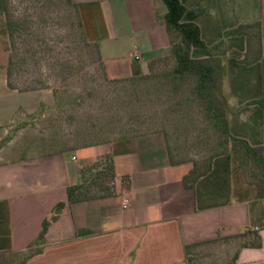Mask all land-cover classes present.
Returning a JSON list of instances; mask_svg holds the SVG:
<instances>
[{"label": "crops", "instance_id": "crops-1", "mask_svg": "<svg viewBox=\"0 0 264 264\" xmlns=\"http://www.w3.org/2000/svg\"><path fill=\"white\" fill-rule=\"evenodd\" d=\"M73 2L85 36L99 46L109 78L148 73L152 58L169 53L163 0ZM181 2L187 8L182 21L197 24L207 44L193 47L191 56L223 58L231 133L263 145L264 0ZM253 22L261 23L263 56L246 64L240 59L248 50L247 36L224 32ZM9 45L0 0V128L53 101L48 89L10 88ZM260 99L263 104L252 103ZM107 153L115 161L117 194L69 204L67 187L80 183L82 168ZM192 167L170 162L160 132L58 150L33 160L0 161V252L34 244L45 218L66 202L45 234L42 251L27 264H264V197L247 181L237 158L232 153L216 156L212 169L187 188L183 177ZM248 228L261 235L260 247L234 239ZM192 244L186 252L185 246Z\"/></svg>", "mask_w": 264, "mask_h": 264}, {"label": "rangeland", "instance_id": "rangeland-1", "mask_svg": "<svg viewBox=\"0 0 264 264\" xmlns=\"http://www.w3.org/2000/svg\"><path fill=\"white\" fill-rule=\"evenodd\" d=\"M7 2L15 27V45L12 51L9 38L7 59L11 80L19 88L48 89L53 101L0 128V161L33 160L58 150L115 140L121 136L118 132L131 126L132 119L166 118L168 113L157 106L155 94L149 93L154 81L107 77L97 46L83 35L76 11L64 0ZM174 107L184 118L166 128L175 157L193 164L192 160L215 152L216 131L198 106ZM234 239L241 244L245 241L244 236ZM42 245L20 252L10 264H20Z\"/></svg>", "mask_w": 264, "mask_h": 264}, {"label": "trees", "instance_id": "trees-1", "mask_svg": "<svg viewBox=\"0 0 264 264\" xmlns=\"http://www.w3.org/2000/svg\"><path fill=\"white\" fill-rule=\"evenodd\" d=\"M64 1L76 11L79 26L85 36L77 3L73 2V0ZM163 1L167 5L165 20L170 38V51L167 54L152 58L148 62V73L131 76L130 79H138L139 82L154 81V85L152 86L154 89H149V93L155 94L156 100H159L157 106L161 110L163 109L165 114H168L161 121L147 122V120L132 119L131 126L123 128L118 132L121 136L115 140L162 132L166 140L170 162L172 164L185 163L188 159L175 157L170 146V135L166 128L168 125L180 124L184 119L176 114V107H174L176 104L187 107L189 104L194 103L198 106L203 118L209 120L216 131V144L212 146L215 152H211L208 156L199 160H192L193 167L183 177L184 186L193 188L197 180L212 169V162L216 156L232 153L243 169L247 181L255 184L258 187L259 196L264 197V144L254 146L247 139L234 136L230 131L228 99L223 90V58L221 56L193 58L191 56V49L193 47H207L206 42L201 37L199 26L193 22L182 21V17L187 8L181 0ZM3 2L8 24V34L13 51L15 45V27L12 25L8 2L7 0H3ZM224 35L247 36L248 50L244 57L240 59L241 62L252 64L262 58L263 49L260 22L239 24L227 29ZM95 45L99 51L98 44L95 43ZM231 53L234 56L240 55V52L237 50H233ZM10 57L12 60L13 54ZM103 69L105 71L104 64ZM11 75L12 71L8 68L10 88L21 91L39 89L36 86L19 88L11 80ZM252 103L263 104V100H254ZM115 140L110 139L102 143H109ZM116 179L117 173L113 155L111 153L104 154L96 162L82 168V181L80 183L71 184L67 187L68 203L73 204L116 195ZM127 181L128 176L123 177V184L126 186H128L126 184ZM65 204L66 202H59L49 216L45 218L43 221V229L34 244L25 250L0 252V264H10L12 257L17 256L20 252L30 250L33 246L42 245V240L45 238L49 226L59 217ZM238 236L245 237L243 246L260 247L262 245V237L256 230L248 228ZM194 245H186V252ZM41 251L42 248L34 252H29L20 264H27L28 259Z\"/></svg>", "mask_w": 264, "mask_h": 264}, {"label": "built area", "instance_id": "built-area-1", "mask_svg": "<svg viewBox=\"0 0 264 264\" xmlns=\"http://www.w3.org/2000/svg\"><path fill=\"white\" fill-rule=\"evenodd\" d=\"M129 204V199L128 198H125L124 199V206L127 207Z\"/></svg>", "mask_w": 264, "mask_h": 264}]
</instances>
